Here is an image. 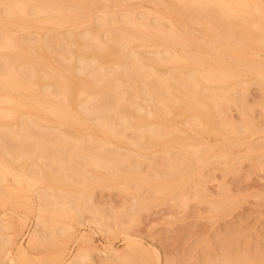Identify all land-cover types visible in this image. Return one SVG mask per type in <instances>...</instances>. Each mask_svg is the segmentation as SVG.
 I'll list each match as a JSON object with an SVG mask.
<instances>
[{
    "label": "bare ground",
    "instance_id": "bare-ground-1",
    "mask_svg": "<svg viewBox=\"0 0 264 264\" xmlns=\"http://www.w3.org/2000/svg\"><path fill=\"white\" fill-rule=\"evenodd\" d=\"M80 1L0 0V104H8L0 105V203L31 189L40 211L32 247L47 242L57 250L36 260L23 248L13 253V240L4 233L12 227L7 221L0 225V264H163L158 250L131 233L142 210L160 201L185 217L188 210L203 212L189 205L198 200L208 204L210 214L221 211L227 206L201 180L210 178L207 168L218 158L231 170L244 157L254 161L255 152L264 156V137L250 141L239 157L211 154L214 146L197 137L216 125L225 138L228 132L262 130L246 114L251 107L246 94L252 83L264 91L259 69L264 62L248 53L264 46V0H207L211 6L204 13L194 3L205 0L167 3L170 15L181 7L188 14L183 33L191 31L195 17L211 22L208 33L220 34L221 40L214 38L220 44L198 42L219 49L224 68L203 65L198 51L172 41L181 30L162 15L140 10L90 16ZM251 4L259 12L255 20L228 15ZM218 9L227 14L224 26L219 17L214 20ZM38 22L49 25L44 31L12 32ZM252 24L259 31L252 33ZM238 66L254 75L241 79ZM230 104L243 112L242 120L227 114ZM99 192L105 201H98ZM115 193L123 195V205H117ZM72 223L91 225L93 233L128 234L127 247L119 251L109 243L100 258L94 246L67 256L59 245L72 237ZM233 230L203 238L205 260L194 255L189 264H264V235L250 248L237 236L229 238Z\"/></svg>",
    "mask_w": 264,
    "mask_h": 264
},
{
    "label": "rangeland",
    "instance_id": "rangeland-1",
    "mask_svg": "<svg viewBox=\"0 0 264 264\" xmlns=\"http://www.w3.org/2000/svg\"><path fill=\"white\" fill-rule=\"evenodd\" d=\"M172 1L174 0H163L161 2L153 0H97L93 3L82 0L80 3L83 7L82 11L90 16L103 12H107L108 15L110 13L112 16H118L125 11L138 12L140 10L150 11L154 16L156 14L162 15L165 17V21L169 24L176 23L175 25L181 30L180 33L177 31L175 33L173 32L174 40L172 41L183 43L189 51H198L202 58L201 62L205 66H213L216 68L226 67V64L217 60V52L219 49L208 48L198 42L200 39L212 40L210 43H214V45L221 42L218 41L215 44L216 39L221 40L219 33L220 36L216 35L219 37L214 35L211 37L210 33H208L207 25H210L211 22L202 15L195 17L193 18V23L189 22L191 31L183 33L184 30L181 22L187 20L188 14L183 12L181 7V11H174L170 15L167 10V3H171ZM179 4L184 7L183 2ZM194 4L200 6L197 8L204 7L205 9H202L203 13L205 10L208 12L211 6L207 0L203 3L195 2ZM216 13L218 16L214 20L218 21L220 19L221 25L219 22L217 23L219 26H224L223 20L227 14L221 11V9H218L217 12L215 11ZM228 15L244 22L247 19L255 20L259 12L255 9L254 4H251V6H244L243 11L230 10ZM26 25H28V28H12V32L44 31V27H47L49 24L38 22L34 26L30 24ZM41 27L43 29H40ZM239 28L241 29V27ZM239 28L237 29L238 33L242 31ZM259 29V25H251L252 33H256ZM166 34L169 35L167 37H172V33L171 36L170 33ZM254 34H252V37L258 35V33L257 35ZM214 38L216 39L214 40ZM151 48H159V45ZM248 49L251 58L264 62V46H252ZM226 62L231 66H235L232 58L228 57ZM238 69L241 70V79H247L254 75L252 74L254 72H251L245 66H238ZM259 69L264 72V63L261 64ZM23 93L27 92L23 91ZM246 96L251 103V107L246 111V114L255 117L256 124L262 130L254 135L250 131L241 134L228 132L227 138H225L220 134L224 128L216 125L211 132L197 136L198 138L205 139L214 146L210 151L211 154L215 155L227 152L230 155L243 156L248 152L247 145L250 141H257L264 137V91L259 88L258 83H252ZM51 100L59 101V98H51ZM0 105L7 106L8 104L2 103ZM227 114L237 120H242L244 116L243 112L234 104L228 106ZM216 117L220 118V115L217 114ZM239 141L240 143H238ZM253 157L255 159L254 161H251L248 157L239 159L235 168L231 170L223 163V158H218L217 163L207 168V173L210 174V178L201 179L204 186L213 193L214 198L219 200V204H223L227 208L210 214L207 210V203L191 200L189 205L203 208V212L200 214L198 213V209H193V211L188 210L185 217H182L181 215H176L177 211L174 212L171 204L158 201L150 208L142 210L140 221L131 230L132 235L138 236L144 242V246L149 250H158L163 257V264H167V261H169L168 264H189V258L194 255H199L201 261H204L205 258L202 257V254L205 251V246L202 239L205 237L212 238L218 232H225L229 228L234 229L227 233L229 238L233 239L237 236V238L239 237L244 243L246 242L247 246H251L250 248H252L255 245L256 238L261 234L264 235V156L255 152ZM10 180L12 179L10 178ZM13 184L16 186L15 183ZM228 191H230L231 195L228 194ZM115 192L118 191L116 190ZM98 195L100 196L98 201H105L107 199L104 197L103 192H99ZM115 198L118 206L125 203L122 194L115 193ZM225 198H233L234 201H226ZM39 214L40 211L36 208V199L31 189L21 192L20 197H9L0 203V225L7 221L12 223V227L4 233L7 236H11L13 240V245L9 247L13 249V253L19 255L25 249L28 257L36 260L37 258H47L55 252V247L52 248L47 242H42L39 246L32 247L31 240L34 238L33 231ZM54 225L60 226L62 224L56 222ZM72 225L70 229L72 237L70 239H66L65 237V239H62L64 242H61L59 245L60 250L64 249V253L67 256L72 252H77L82 247L88 248L89 246H94L101 249L97 254V257L100 258L101 253H105L103 250L106 249V245L109 243H112L119 251H123L127 247L126 237L128 234L120 233L110 236L106 233H93L91 225L85 223H72ZM105 251L109 252L108 250Z\"/></svg>",
    "mask_w": 264,
    "mask_h": 264
}]
</instances>
